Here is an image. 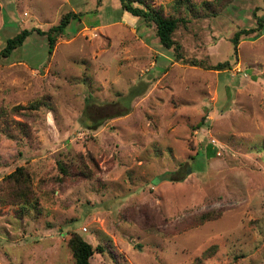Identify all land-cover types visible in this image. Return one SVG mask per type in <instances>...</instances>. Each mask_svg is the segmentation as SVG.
Listing matches in <instances>:
<instances>
[{
    "label": "rangeland",
    "instance_id": "rangeland-1",
    "mask_svg": "<svg viewBox=\"0 0 264 264\" xmlns=\"http://www.w3.org/2000/svg\"><path fill=\"white\" fill-rule=\"evenodd\" d=\"M188 1L212 12L176 25L175 57L118 0H0V49L79 13L48 57L35 31L0 57V264H74L71 232L91 264H264V25L230 41L264 0ZM18 166L33 207L4 201Z\"/></svg>",
    "mask_w": 264,
    "mask_h": 264
},
{
    "label": "trees",
    "instance_id": "trees-1",
    "mask_svg": "<svg viewBox=\"0 0 264 264\" xmlns=\"http://www.w3.org/2000/svg\"><path fill=\"white\" fill-rule=\"evenodd\" d=\"M118 2L119 8L122 11L127 12L131 16H136L151 22L154 25V33L160 46L164 49L172 48L175 52V57L179 56L178 51L180 48L179 44L173 41L171 38L176 25L179 22L186 21L188 16H201L212 12V10H210L211 5L209 3L203 2L197 7L194 3L188 0H174L171 3L172 12L167 13L166 15L162 13L160 8L153 7L149 0H118ZM133 2H136L139 6H134L132 4ZM76 18H79V13L68 11L60 16L56 24L49 26L46 30H39L37 28L21 29L13 36L5 39L4 45L0 49V57H8L14 48L22 44L25 37L28 36L31 31H35L38 35H44L47 43L46 54L48 57L51 53L56 37L64 33V29L70 19ZM263 25V22L257 18L256 29L249 28L234 32L230 38L232 50L235 51L240 34L245 35L255 31L253 36L256 37L260 34V32H262ZM192 64H198L199 66H204L208 69L220 70L226 66L227 62L224 61L214 65H203L201 62ZM86 119L89 120V117L86 116ZM94 120L95 124L93 125V128L100 124V120L98 118H94ZM57 166L59 172H61L63 175L68 174L65 166H62L59 162H57ZM191 168L192 167L190 165L186 166L184 172H190L192 170ZM4 181L8 190L7 194L4 196L5 202L24 206L29 205L30 207H33L35 204L34 197L32 191L29 189V175L24 170V167L18 166L14 168L13 171L5 176ZM210 217V213H202L199 216V221H204ZM66 246L71 253L74 264H91L89 258L92 255L93 250H97L99 248L97 246L92 248L91 245L76 232H71L69 234L66 241ZM209 251L210 248L206 249L203 253H208Z\"/></svg>",
    "mask_w": 264,
    "mask_h": 264
},
{
    "label": "water",
    "instance_id": "water-1",
    "mask_svg": "<svg viewBox=\"0 0 264 264\" xmlns=\"http://www.w3.org/2000/svg\"><path fill=\"white\" fill-rule=\"evenodd\" d=\"M169 174L170 173H165L164 175L159 176L158 179H167L169 177Z\"/></svg>",
    "mask_w": 264,
    "mask_h": 264
},
{
    "label": "built area",
    "instance_id": "built-area-1",
    "mask_svg": "<svg viewBox=\"0 0 264 264\" xmlns=\"http://www.w3.org/2000/svg\"><path fill=\"white\" fill-rule=\"evenodd\" d=\"M26 14V13H25Z\"/></svg>",
    "mask_w": 264,
    "mask_h": 264
}]
</instances>
